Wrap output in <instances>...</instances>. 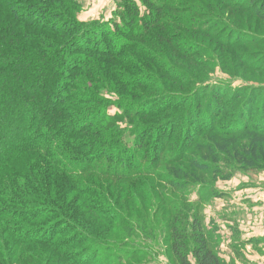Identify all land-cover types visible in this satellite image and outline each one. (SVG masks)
Masks as SVG:
<instances>
[{
	"label": "trees",
	"instance_id": "obj_1",
	"mask_svg": "<svg viewBox=\"0 0 264 264\" xmlns=\"http://www.w3.org/2000/svg\"><path fill=\"white\" fill-rule=\"evenodd\" d=\"M117 2L122 11L117 5L118 12L111 11L116 21L82 23L77 20V0H0V198L5 204H0V236L15 244H43L61 252L77 236L99 239L109 235L112 228L107 224L115 218V208L119 206L116 210L121 211L120 204H135L137 196L150 197L141 185L160 181L181 189L207 173L206 162L215 165L221 159L231 163L229 156L251 165L264 160L261 154L239 156L235 147L240 144H232L237 136H245L249 142L264 140V118L242 123L251 116L243 115L242 103L234 107L240 95L221 104L218 94L205 103L195 92V99L182 95L178 101L171 94L173 88L190 93L191 81L175 76L171 59L187 63L193 51L181 44L183 36L176 41L170 25L183 27V32L205 41L215 39L222 53L234 40L211 35L214 28L193 21L192 16L172 19L169 13L188 9L144 0L139 1L145 9L140 16L133 0ZM256 2L248 0L247 6L237 8L264 21V0H259L258 8ZM210 6L218 10L217 17L224 9L234 8L226 0ZM187 12L193 13V9ZM229 15L241 22L235 12ZM146 47L155 53L150 55ZM146 61L155 64L150 68L156 77L158 74L155 85H145L142 80L144 72L139 66ZM149 92L151 98L132 101ZM248 95L247 104L259 99L251 90ZM113 109L119 113L111 115ZM202 111L208 116L212 113L216 120L222 116L225 124L234 119L230 124L234 125L224 130L209 121L194 123L202 120ZM123 120L129 122L125 128L119 126ZM182 122L184 129L179 131ZM176 134L180 142L170 145ZM128 137H133L132 144ZM217 151L225 155L221 157ZM249 152L255 149L251 147ZM22 172L35 175L29 186L31 197L20 185L6 189L8 176ZM154 193L155 200L144 204L164 212L172 202L158 191ZM48 216L57 220L33 225ZM173 217L169 240L177 264H223L201 238L197 222L189 247L174 225L176 215ZM67 230L71 236L57 241ZM72 255L64 256V261L72 264Z\"/></svg>",
	"mask_w": 264,
	"mask_h": 264
},
{
	"label": "rangeland",
	"instance_id": "obj_2",
	"mask_svg": "<svg viewBox=\"0 0 264 264\" xmlns=\"http://www.w3.org/2000/svg\"><path fill=\"white\" fill-rule=\"evenodd\" d=\"M133 1L139 7L138 15L144 14L145 9L139 2L144 0ZM159 1L167 7L188 9L189 11L193 9V13L190 14L187 12L188 10L170 11L172 19L192 16L194 17L193 21L198 20L201 23L210 24L211 28H214L210 32L211 35L218 34L221 39L234 40L232 47L223 49L225 50L223 51L224 55L219 42L216 44L215 39H211L210 42L205 41L202 40V37L183 32V27L169 24L172 27V34L177 35L176 41L182 38L180 35L183 36L185 40L181 44L185 45L187 50L193 51V57L187 63L182 64V62H174L171 59V70L175 76L181 75L187 81H191L190 93H186L183 89L173 88L171 90L172 97L178 101L182 95L194 97L193 94L197 93V96L202 97L201 102L205 103L206 99L211 100L212 94H218L222 104L226 100L229 101L231 97L240 95L238 100H234L236 101L234 107H238L237 105L242 103L243 115L251 116L247 121L243 120L242 123L253 124L255 119L262 120L264 118V106L263 104L261 106L264 96V21L252 14L245 13L244 10H238L244 5L247 6L248 0H226L230 5H234V8L220 11L222 14L219 17H217L218 10L211 9L210 5L223 0H158V3ZM261 3L257 0V8ZM77 4L78 7L75 8L78 10L77 20L82 23L108 21L111 18L116 21V17L111 15V11L118 12L117 6L122 11V5L120 2L116 3V0H77ZM230 11L236 13L240 23L235 22L234 18L229 15ZM184 27H189V24ZM146 49L150 55L155 53L153 48L146 47ZM154 65V62L146 61L144 65L139 66L144 72L141 76L144 78L142 80L145 81V85H155L154 79L158 77V74L156 77L155 71L150 69ZM133 75L140 74L132 73L131 76ZM250 90L251 94L254 93L259 99L247 104L250 99L248 95ZM143 95H145L143 98L135 97L132 101L137 103L153 96L151 92ZM159 95L155 94L154 97ZM111 97L107 98L111 99ZM251 98L254 100V97ZM213 108L214 102L210 112L213 111ZM114 113L118 114L119 111L114 109L110 111L111 115ZM212 115L210 113L208 116L206 112L202 111V120L194 123L201 124L204 121H209V124L212 123L215 127H221L224 130L228 126L234 125V123L230 125L234 119L228 122L229 124H225L227 120L222 116L216 120ZM183 123H181L183 127L180 124L179 131L184 129ZM127 124L129 122L123 120L119 126L125 128ZM205 124L207 123L204 122ZM244 137L233 138L237 141L232 144H240L235 147L239 148L235 150L239 153L238 155L257 154L258 156L261 154L264 157V140L262 143L260 140L249 142ZM132 139L133 137H128V144H132ZM179 142V136L176 134L170 145L174 143L177 146ZM251 147L255 149V152L247 153ZM244 148L245 153L242 152ZM259 150L260 152H258ZM217 153L220 152L217 151ZM187 155L189 156V154ZM224 155V152L220 153L221 157ZM229 159L233 161L226 163L219 159L215 165L206 162L209 169L207 173L203 174L198 182L187 183L186 187L181 189H174V184H172L173 186L166 185L160 181H156L154 185L147 184L151 188L141 185L142 189L148 190L150 197L142 199L137 196L135 204H120L121 211L116 210L119 206L115 208V218L108 224L104 223L110 225V229L112 228L109 235L99 239L77 236L74 243L66 244L68 246L62 248L61 252H56L52 247L43 244H15L14 241L6 240L0 236V264H51L50 262L52 264H68L63 257L68 256L69 258L74 253L76 255H72L74 257L69 259L72 264H177L171 253V241L169 240L171 218L174 220L173 214L177 218L174 225L181 233L183 232L189 242V247L193 246V239L190 236L193 235L194 222H197L201 238L208 249L223 264H264V160H258L255 165H251L234 161L231 156ZM178 167L184 169L182 164H178ZM162 171L165 170L162 169ZM34 176L28 172L15 174L13 178L8 176L6 189L11 190L14 185H20L27 189L28 195L31 197L32 192L29 186H33L31 183ZM1 177L2 173H0ZM171 178L179 182L185 181L181 176H172ZM156 191L167 196L172 202V204H168L164 212L158 210L155 205L148 208L144 204L147 200H155L154 192ZM97 197L98 199L102 198ZM99 201L95 200L96 203H101ZM31 203L40 204L37 200H32ZM0 204L5 205L1 198ZM171 209H176L175 213ZM10 215L14 216V213L11 212ZM56 220L48 216L37 220L33 225H45ZM67 236H71L69 230L64 232L57 241H63Z\"/></svg>",
	"mask_w": 264,
	"mask_h": 264
},
{
	"label": "crops",
	"instance_id": "obj_3",
	"mask_svg": "<svg viewBox=\"0 0 264 264\" xmlns=\"http://www.w3.org/2000/svg\"><path fill=\"white\" fill-rule=\"evenodd\" d=\"M105 16V15H104Z\"/></svg>",
	"mask_w": 264,
	"mask_h": 264
}]
</instances>
